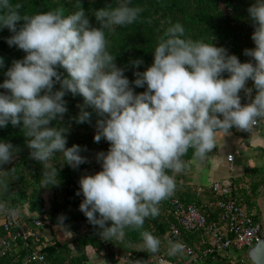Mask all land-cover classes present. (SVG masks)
I'll return each instance as SVG.
<instances>
[{
	"label": "clouds",
	"instance_id": "1",
	"mask_svg": "<svg viewBox=\"0 0 264 264\" xmlns=\"http://www.w3.org/2000/svg\"><path fill=\"white\" fill-rule=\"evenodd\" d=\"M129 4L118 0L116 6L91 10L99 23L95 27L80 0L68 14L55 9L28 15H21L19 4L0 0V30L11 33L5 42L25 53L3 72L0 128L21 124L30 138L29 156L43 167L42 187L57 184V169L49 163L54 154H62L72 168L87 162L80 154L82 146L66 147L68 129L59 123L68 111L63 97L80 95L83 103L73 119L90 123L94 112L98 118L92 139L98 143L103 138L108 148L95 154L100 170L78 179L76 195L83 197L79 211L103 240L120 239L125 229L136 230L144 248L155 253L160 240L143 225L173 194L176 185L170 173L186 167L182 157L191 148L194 156L203 158L215 147L219 131L264 125V0H253L246 9L254 47L242 54L251 59L241 62L223 46L193 40L181 23L170 22L152 50V63L133 71L131 81L115 64L105 38V30L137 19L141 9ZM129 63L138 69L143 61ZM3 64L0 58V68ZM17 151L11 142L0 140V192L8 190L6 177L14 171H5L3 165ZM0 212L13 215L14 209L0 201ZM167 244L170 255L185 247L181 241Z\"/></svg>",
	"mask_w": 264,
	"mask_h": 264
},
{
	"label": "trees",
	"instance_id": "2",
	"mask_svg": "<svg viewBox=\"0 0 264 264\" xmlns=\"http://www.w3.org/2000/svg\"><path fill=\"white\" fill-rule=\"evenodd\" d=\"M252 2L253 0H130L129 6L139 7L141 12L132 24L114 26L112 31L105 30L106 46L108 51L115 56V64L125 69L124 74L131 81L134 79L133 71H143L152 63V50L164 28L168 27L170 22H179L185 28L187 37L193 40L203 39L206 42L211 41L216 46H223L229 53L235 54L241 62H244L249 60V57L242 54L243 49L254 47L250 39L251 33L246 31V28H252L246 11ZM11 3L20 5L21 15L55 9H60L68 14L78 6L77 0H11ZM117 3L118 0H80V6L85 10L90 24L95 27H99V23L95 20L91 10L106 5L116 6ZM21 23L23 21L17 22L18 25ZM9 35L11 33L7 28L0 30V58L4 62L3 67L0 68V81L5 79L3 72L11 65L12 60L25 55L15 46L7 45L4 38ZM137 58L141 59L143 64L138 69H134L129 62ZM58 71L66 75L62 68H58ZM55 87H59V85L57 84ZM143 90V88H134L136 92ZM0 91L4 90L0 89ZM63 99L67 102L68 111L63 114L59 123L68 129L66 147L74 143L82 146L85 150H82L80 154L87 158V162L77 168H72L67 165L66 161H63L62 154H54L49 163L57 169L58 183L42 187L43 167L39 161L29 156L30 149L26 145V140L30 138L24 136L21 124L12 126L8 123L5 127L0 128V140L11 142L18 148V151L12 161L3 165L5 171L10 168H13L14 171L6 177L9 180L8 190L0 192V201L17 208L22 206L27 209H36L35 207L43 206L45 202H49L47 213H49L48 218L51 224L60 225L66 229L70 224L76 225V230L80 227V233L76 239L79 248L84 249L90 246L98 252L110 253L115 246H118L123 251L136 254L138 259L146 261L149 257L159 253L160 247L155 253L146 249L136 250L133 246L142 245L143 242L138 231L129 229L124 230L120 239L103 240L99 236L96 226L89 224L83 213L79 211L78 205L83 197L76 195L79 189L78 179L82 175H91L100 170V164L97 162L95 154L98 151H106L108 142L102 138L100 142L96 143L92 139L96 130L95 121L98 118L94 112L90 123H76L73 119L80 111L78 105L83 103L80 95L73 96L71 93H67ZM86 110L92 111L90 108ZM53 126H56V122H53ZM194 158L191 148L182 157L186 166ZM170 174L174 176V179H177L176 173ZM256 175L248 190L250 196L246 203L250 207H257L255 218L262 221L263 214L259 198L264 188V179H260ZM48 195H51L49 200L46 199ZM173 198H178L184 204L196 205L195 202L183 200L181 195L177 194H172L159 203V214L154 218H146L143 228L150 231L161 242L166 241V236L174 223L169 207ZM236 200L242 202L237 198ZM60 216H63L62 222H58ZM211 217L218 218V212L214 211V216ZM183 234L187 233L183 232ZM42 252L50 264H88L86 257L76 255L69 243L66 242L54 241L44 244ZM12 261L22 264L21 258L14 256L1 259L0 264H9Z\"/></svg>",
	"mask_w": 264,
	"mask_h": 264
},
{
	"label": "built area",
	"instance_id": "3",
	"mask_svg": "<svg viewBox=\"0 0 264 264\" xmlns=\"http://www.w3.org/2000/svg\"><path fill=\"white\" fill-rule=\"evenodd\" d=\"M246 31L251 33L253 28L248 27ZM248 86H251V81H248ZM240 95L241 103L247 102L243 92ZM263 128L264 125H257L249 131L239 132L247 139ZM234 157L235 153L230 154L228 161L232 162ZM232 191L233 185L228 181L213 184L214 200L209 207L218 212V218H212L197 205L184 204L178 199L170 201L169 207L174 223L166 236V243L169 240L183 242L185 247L182 253L188 259L183 264H197L200 258L207 256L222 258L225 264H248L246 259L233 260L230 252L231 250L244 252L259 242L264 236V228L262 221H258L254 213H250L233 197ZM6 205L14 209V214L0 212V260L9 256L15 257L16 251L21 250L26 254L23 264H50L40 245L44 220L41 218L26 220L25 215L19 212V208L8 203ZM183 232L200 233L206 242L205 248L197 254V250L186 242ZM168 254V248L160 250L144 264H165ZM9 264L17 263L12 261Z\"/></svg>",
	"mask_w": 264,
	"mask_h": 264
},
{
	"label": "crops",
	"instance_id": "4",
	"mask_svg": "<svg viewBox=\"0 0 264 264\" xmlns=\"http://www.w3.org/2000/svg\"><path fill=\"white\" fill-rule=\"evenodd\" d=\"M234 153L235 157L233 161L229 162L228 156ZM239 156L241 159L238 160ZM255 175L260 179H264V128L253 137L247 139L242 136L239 130L231 128L228 132H217L216 144L213 150L208 152L203 158L195 156L188 166L176 173L177 179H175L176 186L173 194L181 195V198L185 201L195 202L205 212L214 216V210L209 207L214 200L212 192L213 184L225 181L232 183L233 197L241 200V204L248 205L246 203V200L250 196L248 190ZM43 206L40 205L38 207L39 210L37 208H26L24 210L23 208L22 214L25 215L26 220L42 219L43 214H41V211L43 210ZM48 223L54 228L53 231L56 233L57 230L58 233L51 232V238L50 236L44 237V227L40 242L42 248L44 244L54 241L69 243L76 255H84L86 257L88 264H144L146 262L145 260L138 259L136 254L125 252L118 246H115L110 253L104 251L98 252L90 246L81 249L77 246L76 242L80 233V227L76 230V225L70 224L68 225L69 228L66 229L63 226L51 224L50 221ZM183 236L186 242L197 250V254L205 248L206 242L200 233H187L183 234ZM55 237H61V239L56 240ZM45 238L48 241H45ZM133 248L138 251L145 249L143 244H138L133 246ZM166 248H168L166 241H160L159 250ZM15 257L21 258L23 264L26 259V254L24 251L21 252V250H18L16 251ZM187 260V257L182 252L174 255L168 254L165 264H183ZM223 260L222 258L216 259V257L207 256L200 258L197 264H225L226 262Z\"/></svg>",
	"mask_w": 264,
	"mask_h": 264
},
{
	"label": "rangeland",
	"instance_id": "5",
	"mask_svg": "<svg viewBox=\"0 0 264 264\" xmlns=\"http://www.w3.org/2000/svg\"><path fill=\"white\" fill-rule=\"evenodd\" d=\"M239 159H241V157L239 156L238 157V160ZM263 190H264V188L262 189V192H263ZM262 195V194H261ZM47 200H49V199H51V195H48L47 196V198H46ZM259 203H260V199H259ZM45 206V207H44ZM43 206V210L41 211V214H43L42 215V219L44 220V222H45V224H44V227H45V229H44V237H46V236H50V238H51V235H52V233L51 232H54L53 230H54V228H52L51 226H50V224L48 223L49 222V218H48V215H47V211H48V208H49V202L47 203V202H45V205ZM244 207L251 213H256L257 212V207H255V206H253V207H250V206H248V205H244ZM35 208H37L38 210H39V208L38 207H35ZM26 209V207H24V210ZM23 211V207L21 206L20 208H19V212L20 213H23L22 212ZM36 217V216H35ZM43 227V228H44ZM55 233V232H54ZM58 233V231L56 230V233L55 234H57ZM56 238V240L57 239H61V237H55ZM49 239V238H48ZM45 241H48L47 240V238H45ZM49 241H51V240H49ZM231 256H232V258H233V260H236V261H239V260H247L248 262H249V260H248V255H247V251H244V252H240V251H235V250H231ZM244 264H247V263H244ZM248 264H250V262L248 263Z\"/></svg>",
	"mask_w": 264,
	"mask_h": 264
},
{
	"label": "water",
	"instance_id": "6",
	"mask_svg": "<svg viewBox=\"0 0 264 264\" xmlns=\"http://www.w3.org/2000/svg\"><path fill=\"white\" fill-rule=\"evenodd\" d=\"M260 207L262 209L263 219L262 225L264 228V190L260 196ZM248 260L250 264H264V236L261 240L255 243L247 250Z\"/></svg>",
	"mask_w": 264,
	"mask_h": 264
}]
</instances>
